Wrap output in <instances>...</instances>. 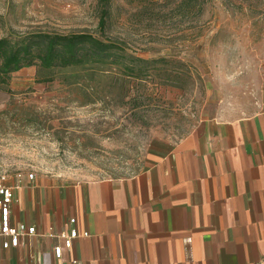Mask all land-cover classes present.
Here are the masks:
<instances>
[{
	"label": "rangeland",
	"instance_id": "rangeland-1",
	"mask_svg": "<svg viewBox=\"0 0 264 264\" xmlns=\"http://www.w3.org/2000/svg\"><path fill=\"white\" fill-rule=\"evenodd\" d=\"M181 3L0 0V38L88 32L115 43L140 70L47 74L33 66L14 74L0 85V174L65 182L132 178L150 168L152 151L180 142L201 121L262 111L264 0ZM96 91L98 97L89 96Z\"/></svg>",
	"mask_w": 264,
	"mask_h": 264
},
{
	"label": "crops",
	"instance_id": "crops-1",
	"mask_svg": "<svg viewBox=\"0 0 264 264\" xmlns=\"http://www.w3.org/2000/svg\"><path fill=\"white\" fill-rule=\"evenodd\" d=\"M151 157L132 178L27 175L12 223L37 234L0 249V264H264V109L203 120ZM74 229L80 236L67 249L63 235Z\"/></svg>",
	"mask_w": 264,
	"mask_h": 264
},
{
	"label": "trees",
	"instance_id": "trees-1",
	"mask_svg": "<svg viewBox=\"0 0 264 264\" xmlns=\"http://www.w3.org/2000/svg\"><path fill=\"white\" fill-rule=\"evenodd\" d=\"M199 2L200 0H182L181 6L191 8L198 6ZM108 6L105 4L100 21L103 30L107 26ZM135 60L132 59L126 63L115 43L88 32L67 35L40 33L17 38L4 37L0 38V85H9L14 74L33 66H39L41 71L47 74L57 70L80 68L101 71L104 67L110 66L123 67L127 73L138 75L140 70L135 65ZM161 61L167 62L165 59ZM125 85L127 83H123L124 97L129 95ZM81 86L88 91L93 90L91 87ZM108 88L112 89L111 86L105 88L106 95L112 94V91H107ZM99 95L96 91L89 96L98 97Z\"/></svg>",
	"mask_w": 264,
	"mask_h": 264
},
{
	"label": "built area",
	"instance_id": "built-area-1",
	"mask_svg": "<svg viewBox=\"0 0 264 264\" xmlns=\"http://www.w3.org/2000/svg\"><path fill=\"white\" fill-rule=\"evenodd\" d=\"M28 175L30 180H35L34 174L18 173L14 177L19 181L17 186L6 185L11 178L7 173L0 174V249L10 250L18 248L23 239L37 234L35 227H30L25 223H12V206L16 201L15 193L23 185V179ZM76 220H72L75 224ZM79 232L74 229L70 235H63L66 240V248L72 249L74 240L79 238ZM85 236H88L86 233ZM54 255L57 260H62L64 256V249L57 246L54 249Z\"/></svg>",
	"mask_w": 264,
	"mask_h": 264
}]
</instances>
